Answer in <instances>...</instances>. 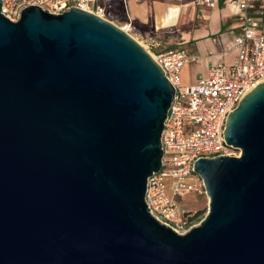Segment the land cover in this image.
Returning <instances> with one entry per match:
<instances>
[{"label": "water", "instance_id": "1", "mask_svg": "<svg viewBox=\"0 0 264 264\" xmlns=\"http://www.w3.org/2000/svg\"><path fill=\"white\" fill-rule=\"evenodd\" d=\"M0 0V264H264V81L229 114L240 154L201 158L205 218L146 203L175 88L139 41L79 7Z\"/></svg>", "mask_w": 264, "mask_h": 264}, {"label": "built area", "instance_id": "2", "mask_svg": "<svg viewBox=\"0 0 264 264\" xmlns=\"http://www.w3.org/2000/svg\"><path fill=\"white\" fill-rule=\"evenodd\" d=\"M2 12L18 21L28 6H40L53 14L79 7L106 18L101 0H2ZM200 6L215 7L218 0H197ZM237 10L240 32L226 48L236 50L231 64H213L194 85L183 83V69L191 60L187 49H149L175 88L174 99L162 133V168L148 179L146 203L150 213L180 234L199 224L196 211L189 208L199 197H208L204 179L194 168L201 158H216L240 151L225 140L229 114L240 100L264 81V33L254 15L264 0H229ZM214 42H221L215 38Z\"/></svg>", "mask_w": 264, "mask_h": 264}, {"label": "crops", "instance_id": "3", "mask_svg": "<svg viewBox=\"0 0 264 264\" xmlns=\"http://www.w3.org/2000/svg\"><path fill=\"white\" fill-rule=\"evenodd\" d=\"M101 4L112 22L149 43L155 52L187 49L191 60L183 69L185 85H194L213 64L236 60V50L226 48L240 32L241 22L229 0H218L215 7L200 6L197 0H101ZM254 15L259 33H264V8L259 7ZM215 38L221 42H214ZM192 67L197 72L194 78Z\"/></svg>", "mask_w": 264, "mask_h": 264}, {"label": "rangeland", "instance_id": "4", "mask_svg": "<svg viewBox=\"0 0 264 264\" xmlns=\"http://www.w3.org/2000/svg\"><path fill=\"white\" fill-rule=\"evenodd\" d=\"M107 19L111 20V18L107 15L106 16ZM112 21V20H111ZM126 30V29H125ZM127 32H129L127 30ZM130 33V32H129ZM131 34V33H130ZM132 35V34H131ZM135 38V37H134ZM136 39V38H135ZM137 41L140 42V44L147 50L149 51V49H152L153 47L147 43V42H143L142 40H138ZM174 44V43H172ZM169 45H167L168 47ZM172 46V45H170ZM174 46V45H173ZM153 50V49H152ZM197 74L196 69L192 67L191 69V75L194 78L195 75ZM189 208H192L193 210L196 211V219L197 221H199V223L205 218V216L208 213V209H209V199L207 197H199L197 199V201H195L192 205L189 206Z\"/></svg>", "mask_w": 264, "mask_h": 264}]
</instances>
